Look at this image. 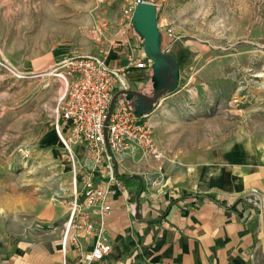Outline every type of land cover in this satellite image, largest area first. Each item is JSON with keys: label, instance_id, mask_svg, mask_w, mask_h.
Masks as SVG:
<instances>
[{"label": "rangeland", "instance_id": "1", "mask_svg": "<svg viewBox=\"0 0 264 264\" xmlns=\"http://www.w3.org/2000/svg\"><path fill=\"white\" fill-rule=\"evenodd\" d=\"M133 1L0 0V261L37 229L53 228L58 214H69L88 168L55 129L62 88L55 63L98 53ZM146 1L156 5L157 27L175 31L173 39L159 30L162 42L182 53L180 98L157 106L161 97L150 118L155 141L164 139L163 160L170 162L175 148L193 155L202 138L231 139L251 129L264 143V0ZM112 55L122 57L112 52L108 61ZM144 73L130 79L131 89L145 84L141 92L152 96V68Z\"/></svg>", "mask_w": 264, "mask_h": 264}, {"label": "crops", "instance_id": "2", "mask_svg": "<svg viewBox=\"0 0 264 264\" xmlns=\"http://www.w3.org/2000/svg\"><path fill=\"white\" fill-rule=\"evenodd\" d=\"M129 35L137 47L133 28ZM167 46L162 42V48L179 60L182 53ZM113 62L126 63L115 55L109 60ZM141 74L146 75L133 69L129 78ZM178 84L157 106L180 98ZM133 88L147 91L145 84ZM157 106L145 113L151 125ZM173 138H169L171 144ZM163 140L156 142L166 152ZM74 147L82 155V166L90 167L85 145L74 142ZM197 149L185 155L175 148L170 162L143 156L136 149L114 164L125 191L117 189L107 199L111 210L105 218V232L111 249L95 264H264V143L251 129L231 139L218 137L209 142L202 138ZM157 170L165 183L147 184L146 177ZM95 182L104 186L103 178ZM251 191L259 193L254 194L259 206L244 198ZM129 204L134 212L137 206L138 217ZM67 212L53 218V228L41 227L35 236L20 241L0 264H80L83 253L94 247L95 238L83 229H71L68 236L76 235L77 241L68 239L63 248Z\"/></svg>", "mask_w": 264, "mask_h": 264}, {"label": "built area", "instance_id": "3", "mask_svg": "<svg viewBox=\"0 0 264 264\" xmlns=\"http://www.w3.org/2000/svg\"><path fill=\"white\" fill-rule=\"evenodd\" d=\"M136 1L123 9L121 16L124 22L121 21L119 24H122L114 29L106 45L101 44L98 53L64 57L52 69V74L62 84L54 109L56 132L69 150L70 142L81 141L91 162V166L82 173V186L73 197L62 237L65 248L66 240L77 241L76 235L69 238L71 229H83L94 235V247L83 253L80 264H95L111 249L105 232V218L111 210L107 199L117 189L125 191L114 164L136 149L154 160L164 158V151L155 141L153 127L145 118L146 114H137L124 94L115 100L106 122L113 94L117 90L131 89L129 73L133 69L146 73L151 69V60L142 49L132 44L129 35L133 28L131 15ZM100 25L103 24L96 25L93 30L97 41L103 37ZM158 29L168 37L176 38L171 26L158 22ZM112 52L121 55L126 63L111 65L107 56ZM100 164L101 168L97 169ZM150 175L146 177L149 185L163 179V174L158 170L154 178ZM97 177L104 179V186L95 182ZM244 198L248 203L260 205L254 193L244 195ZM129 210L134 212L133 204H129Z\"/></svg>", "mask_w": 264, "mask_h": 264}, {"label": "water", "instance_id": "4", "mask_svg": "<svg viewBox=\"0 0 264 264\" xmlns=\"http://www.w3.org/2000/svg\"><path fill=\"white\" fill-rule=\"evenodd\" d=\"M157 8L152 2L137 0L131 15V23L135 33L143 40V52L151 60L153 87L157 90L154 95L149 96L136 89L117 90L110 101L106 122L111 114L117 97L124 94L126 100L136 103V113L141 115L149 112L156 102L169 91L176 88L179 80V64L175 55L164 51L161 47V32L157 27ZM259 194L254 191L249 194ZM247 195V193L245 194ZM137 206L134 216L138 217Z\"/></svg>", "mask_w": 264, "mask_h": 264}, {"label": "trees", "instance_id": "5", "mask_svg": "<svg viewBox=\"0 0 264 264\" xmlns=\"http://www.w3.org/2000/svg\"><path fill=\"white\" fill-rule=\"evenodd\" d=\"M127 102H128V104H129V106H130L133 110L136 111V108H135V106H133V105L131 104V101H127Z\"/></svg>", "mask_w": 264, "mask_h": 264}, {"label": "flooded vegetation", "instance_id": "6", "mask_svg": "<svg viewBox=\"0 0 264 264\" xmlns=\"http://www.w3.org/2000/svg\"><path fill=\"white\" fill-rule=\"evenodd\" d=\"M147 93H149V92H147ZM150 94V93H149ZM131 104L133 105V106H135V108H136V103L134 102V101H131Z\"/></svg>", "mask_w": 264, "mask_h": 264}, {"label": "bare ground", "instance_id": "7", "mask_svg": "<svg viewBox=\"0 0 264 264\" xmlns=\"http://www.w3.org/2000/svg\"><path fill=\"white\" fill-rule=\"evenodd\" d=\"M65 145V144H64Z\"/></svg>", "mask_w": 264, "mask_h": 264}]
</instances>
